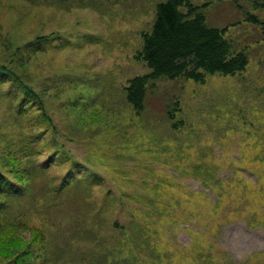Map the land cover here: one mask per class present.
<instances>
[{
    "label": "rangeland",
    "instance_id": "obj_1",
    "mask_svg": "<svg viewBox=\"0 0 264 264\" xmlns=\"http://www.w3.org/2000/svg\"><path fill=\"white\" fill-rule=\"evenodd\" d=\"M160 1L0 0V64L44 38L24 68L56 132L27 125L23 133H42V143L62 137L68 155L101 178L92 199L117 201L108 228L118 229L110 235L119 236L135 210L152 213L144 229L137 224L144 236L130 250L114 244L119 260L100 264H264V43L260 25L249 21H264V12L255 8L258 0H189L208 26L225 29L248 65L204 84L157 80L135 117L122 90L129 78L148 73L135 57ZM6 101L0 100V135L8 138ZM173 102L177 129L166 118ZM39 109L29 102L22 121L39 120ZM66 167L56 165L55 174ZM56 262L73 264L67 255Z\"/></svg>",
    "mask_w": 264,
    "mask_h": 264
},
{
    "label": "trees",
    "instance_id": "obj_2",
    "mask_svg": "<svg viewBox=\"0 0 264 264\" xmlns=\"http://www.w3.org/2000/svg\"><path fill=\"white\" fill-rule=\"evenodd\" d=\"M255 8L264 12V0L255 1ZM153 15L149 30L141 34L135 57L145 63L148 73L129 78L122 90L125 105L135 117L143 113L148 91L157 80L204 84L208 76H234L245 71L246 53L233 48L225 29L208 26L204 14L189 0H161ZM249 21L260 25L264 43V21L255 15ZM42 39L36 37L19 51L14 49L11 55L15 61L0 64V88L8 84L5 92L0 91V100H8L5 105L11 112L8 120L12 127L8 138L0 135V264H57L59 255L69 256L73 264L112 263L120 256L113 245L130 244V250L132 243L144 236L137 224L143 223L144 229L152 213L145 208L144 215H139L135 210L137 215L130 214L131 221L118 230L119 236L110 235V230L118 229L117 223L108 228L110 207L117 201L97 204L92 199V190L101 178L68 155L62 137L42 143V133H23L27 125L50 130L53 136L56 132L42 95L33 86L34 78L24 68L30 57L41 51ZM17 93L20 99L15 103ZM31 101L38 103L40 119L29 118L24 123L23 114ZM178 110L179 104L173 102L166 113L174 129L181 124L174 122ZM2 119L4 122L5 117ZM64 164V173L56 175L54 167ZM191 177L203 184L200 177ZM21 233L30 234L29 238L25 240Z\"/></svg>",
    "mask_w": 264,
    "mask_h": 264
}]
</instances>
